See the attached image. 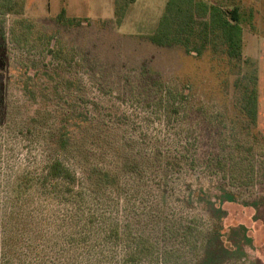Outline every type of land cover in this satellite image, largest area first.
Segmentation results:
<instances>
[{
    "label": "rangeland",
    "instance_id": "1",
    "mask_svg": "<svg viewBox=\"0 0 264 264\" xmlns=\"http://www.w3.org/2000/svg\"><path fill=\"white\" fill-rule=\"evenodd\" d=\"M206 1L241 5V60L151 42L166 0H0V103L5 92L12 111L0 115L3 194L15 195L19 175L43 160V147L18 135L23 121L41 132L56 126L57 109L126 116L127 124L113 122L111 136L139 137L150 149L184 146L196 159L181 183L188 210L210 232L198 264H264V0ZM116 3L125 6L120 19ZM254 70L255 124L240 108ZM243 157L254 164L232 180L226 166ZM26 189L30 208L56 218L53 193L34 183Z\"/></svg>",
    "mask_w": 264,
    "mask_h": 264
},
{
    "label": "trees",
    "instance_id": "2",
    "mask_svg": "<svg viewBox=\"0 0 264 264\" xmlns=\"http://www.w3.org/2000/svg\"><path fill=\"white\" fill-rule=\"evenodd\" d=\"M124 10L116 3L119 19ZM242 18L240 4L166 0L148 39L159 46H182L188 53L219 49L239 61ZM251 80L241 90L240 108L255 124V70ZM5 96L4 92L2 116L12 114ZM63 110L57 109L53 128L37 132L35 125L23 121L18 131L31 138H26L30 144L42 146L44 155L40 167H26L19 175L15 195L3 194L6 186L0 178V264H198L210 232L188 210L186 185L181 183L196 160L192 152L188 154L184 146V150L168 149L158 143L150 149L142 138L111 136L108 130L113 122L127 124L126 116L104 120L96 109L98 115L87 109ZM123 138L133 141L132 145ZM235 145L239 147L237 140ZM206 158L211 162L213 156ZM243 159L226 166L232 180L244 178L250 159L246 163ZM33 183L56 196V218L48 215L51 222L56 220L55 229L44 228L48 219L24 200L26 188Z\"/></svg>",
    "mask_w": 264,
    "mask_h": 264
}]
</instances>
